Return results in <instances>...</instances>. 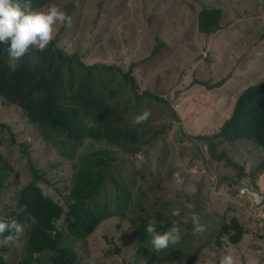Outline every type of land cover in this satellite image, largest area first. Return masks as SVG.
Here are the masks:
<instances>
[{
    "label": "rangeland",
    "instance_id": "1",
    "mask_svg": "<svg viewBox=\"0 0 264 264\" xmlns=\"http://www.w3.org/2000/svg\"><path fill=\"white\" fill-rule=\"evenodd\" d=\"M52 3L71 12V27L57 24L55 35L69 54L80 53L89 64H118L125 71L136 64L143 101L129 107L127 118L133 124L145 110L151 113L147 121L135 125L147 143L139 153L127 140L85 138L81 144L60 145L50 136L45 138L22 108L0 95L1 150L20 173L3 192L0 215L7 214L23 185L32 180L29 161L44 173L39 181L44 191L67 206L73 174L83 155L109 149L117 156L111 174L133 193L144 191L143 206L156 221L168 228L173 220L178 222L188 255L182 264L189 260L212 264L228 251L235 252L238 264H264V224L254 205L256 199L264 206V173L256 180L252 176L263 157L262 148L249 141L220 145L245 166L248 176L237 179L238 170L213 160L197 137L218 131L240 93L264 81V0H53L42 10ZM205 7L224 10L223 28L212 35L198 27V15ZM156 46L160 52L154 55ZM223 78H228L227 83L214 89L198 82ZM118 82L119 78L107 85ZM145 90L163 94L168 101L146 99ZM99 91L109 96L105 86ZM126 98V94L113 97L120 101L116 103L120 110ZM177 171L184 177V186L173 180ZM245 184L249 190L243 193ZM188 186L195 191H186ZM174 208L180 209L179 216H172ZM193 214L199 215L203 232H194ZM234 217L249 231L237 247L221 235V228ZM132 219L133 213L131 218L115 215L87 242L66 233L61 246L77 251L75 264H148L138 251L140 239L133 235ZM24 253L20 234L5 255L11 264H18ZM52 256H42L37 264H51Z\"/></svg>",
    "mask_w": 264,
    "mask_h": 264
},
{
    "label": "trees",
    "instance_id": "2",
    "mask_svg": "<svg viewBox=\"0 0 264 264\" xmlns=\"http://www.w3.org/2000/svg\"><path fill=\"white\" fill-rule=\"evenodd\" d=\"M51 1L31 0V6L33 10H40ZM220 15L217 9L203 10L199 21L201 31L207 35L215 34L221 27ZM7 47L0 44V95L22 107L28 119L37 124L44 134L76 144L82 143L84 134L92 135L91 138L96 141H101V137L107 138L108 142L135 141L133 144L137 147V153L147 143L141 133L138 141L134 127L125 122L124 114L128 111L124 108L120 110L113 99L99 91L100 86H105L109 95H125L116 84L107 85L119 77L136 90L135 79L130 73L116 67L112 78L101 82L97 80L95 71L107 75L113 68L85 64L79 59L80 54H69L58 39H54L43 52L30 49L17 61L10 59ZM226 81L227 78L214 83L198 82L214 89L224 86ZM157 101L164 99L158 98ZM174 114L181 120L177 111ZM88 122L94 126L87 127ZM158 134L152 135L151 140ZM197 137L205 142L210 155L216 160L227 162L233 159L226 149H220L224 141L254 142L264 152V83L253 85L239 95L232 114L218 132ZM116 160V154L109 149L102 150L101 154L91 151L83 155L82 167L72 183L71 199L67 206L44 191L39 185L43 177L41 170L29 161L33 178L23 185L15 205L8 208L6 214L8 219L31 226L26 242L32 257L27 255V250L18 264H37L42 256L48 254H53L51 264H75L77 251L61 246L66 233L87 242L106 220L115 215L131 218L132 213L133 235L140 239L138 251L147 258L148 264H182L187 260L185 244L181 239L159 253L152 249L146 226L154 218L143 206L146 194L142 189L137 194L133 193L116 173V177L111 174ZM232 166L238 169V176L248 175L243 165L235 162ZM263 171L264 154L252 174L258 175ZM19 175V171L0 151V199L5 188ZM156 222L158 231L163 232L168 228L166 223ZM248 232L247 225L238 217L232 218L221 228V235H226L227 242L235 247ZM0 264H11L2 249ZM185 264L197 263L189 260ZM212 264H218V260Z\"/></svg>",
    "mask_w": 264,
    "mask_h": 264
},
{
    "label": "clouds",
    "instance_id": "3",
    "mask_svg": "<svg viewBox=\"0 0 264 264\" xmlns=\"http://www.w3.org/2000/svg\"><path fill=\"white\" fill-rule=\"evenodd\" d=\"M220 8H218V7H205L204 9H202L200 11V13L198 15V27H199L200 31H201L200 25H199L200 14L205 9L220 10V12H221V15H220L221 27L216 31V33L223 28L224 10L222 8H221L222 9L221 10ZM70 15H71L70 11L66 12V11L62 10L55 3H52L49 6H47V8L45 10H42V9L33 10L32 6H31V0H0V44L8 45L7 52H8L10 59L13 61L20 60L22 57H24L30 51V49H33V48H35L38 51L43 52L54 39H57V38H55L56 25L57 24L66 25L68 27H71L72 17ZM201 32H203V31H201ZM203 33H205V32H203ZM159 52H160V46H156L154 51H153V54L157 55ZM78 54H80V53H78ZM79 59L82 60L87 65L99 64V65H105V66L113 68L112 71L110 72V74H107V75H104L101 72L95 71V75H96L97 80H99L101 82L108 81L110 78H112L116 67L120 68L125 73H130L135 79V83L137 85L136 90L133 89L131 84H127V83L121 81L120 77H119V82L116 84L118 86V88L121 89L124 92V94H126V97H127L125 99L126 102L122 108H124L128 111L130 106H132V105L139 106L141 104L143 99L140 97L141 87H140V84L138 82L137 76L134 73V68L136 66L135 63L132 64V66L129 68L128 71H125L122 68V66H120L118 64H106V63H99V62L94 63V64H89L83 59L81 54H80ZM227 81H228V78H227ZM227 81H226V83H227ZM260 83H264V81H261L259 83H255V84H251L250 86L245 88L241 93H243L249 87H251L253 85L260 84ZM144 94H145L146 99L157 101L158 98H163L164 101H161V102H167L168 101L167 100L168 98L165 97L163 94L155 93V92H152L150 90H145ZM115 96H119V95L116 93L109 95V96L107 95V97L110 99H113V97H115ZM8 102H10V101H8ZM115 102L118 103L120 101H115ZM10 103H12V102H10ZM12 104H15V103H12ZM15 105H17V104H15ZM17 106H19V105H17ZM180 106H181V104H177L178 108ZM20 108H22V107H20ZM23 111H24V109H23ZM150 114L151 113L149 111L145 110L144 112H142L141 114H139L135 117L133 124L128 120L127 114H124L125 122L134 127V129L136 131V135L138 137V141H139V132H138V129L135 125H138V124H141V123H144L145 121H147ZM223 124H222V126H223ZM86 126L91 128L94 125L92 122H88ZM218 131H215L213 133H208V134H214ZM43 135L45 138L49 137V135H46L44 133H43ZM91 137H92V135L84 134L83 140L85 138L92 139ZM50 138H51L50 141H55L57 144H60V145H64L66 143V142H64L65 139H63V138L52 137V136H50ZM101 138H102V140L97 141V142L107 141V138H104V137H101ZM156 138H154V139H156ZM92 140H94V139H92ZM94 141H96V140H94ZM134 142L135 141H132L131 143H134ZM73 144H76V143H73ZM222 144H220V145H222ZM220 149H222L221 146H220ZM102 150H104V149H102ZM102 150H95V151H97L99 154H101ZM0 151L6 158V155L1 150V146H0ZM208 152H209V150H208ZM209 155H210V153H209ZM211 158L215 161L222 162V160H216L212 156H211ZM235 162H237V161L232 159L230 161H227L226 163H228L229 165L230 164L234 165ZM237 163L240 164L239 162H237ZM240 165H242V164H240ZM81 167L82 166H81V161H80V163L77 165V169H76L75 174H73L72 183L75 180V177H76V175L79 172ZM233 167H235V166H233ZM246 172H247V170H246ZM41 173L43 176L42 179H44L45 175L42 171H41ZM263 173H264V171L259 173L258 175L252 174V176H254V180H256ZM245 176H248V175H244V176L240 177L237 174L236 178L237 179H243ZM173 180L179 186H184V184H185L184 177L181 175L180 171L173 173ZM244 187H246L247 190H249L247 184H245ZM185 190L188 192H194L195 188H194V186H188ZM20 191H19V193H20ZM19 193H18L16 199H18ZM243 193H246V192H243ZM248 193L251 194V192H249V191H248ZM254 205H255L256 209L258 210L259 215L261 217V220L264 224V208H263L264 206H260L261 202L259 200L257 201L256 199L254 200ZM171 214H172V216H179L180 215V209H178V208L172 209ZM191 221L193 224L194 232L199 233V232H203L205 230V226L200 222L199 215L193 214L191 216ZM227 222H229V221H227ZM156 224H157L156 220L152 219L151 221H149L148 225L146 226V232H147V234H149L151 236V245H152V249L155 252L159 253L160 251L168 248L170 244L175 245V244L179 243V241L181 239V233H180V228H179V224L177 221L173 220L171 222V227L167 228L163 232H160L157 230ZM30 228H31V226H29L27 223L20 224L15 219H8L6 215H3V216L0 215V249H2L3 251L6 252L9 245L16 239V237L19 236L20 234H22V238H23V240H25V253H24V255H26V251L28 250L27 255L31 256V254L29 252V244L26 242L27 233H28V230ZM38 262H39V260H38ZM218 264H238V259H237L235 252L234 251H228L226 254L221 255L219 260H218Z\"/></svg>",
    "mask_w": 264,
    "mask_h": 264
},
{
    "label": "water",
    "instance_id": "4",
    "mask_svg": "<svg viewBox=\"0 0 264 264\" xmlns=\"http://www.w3.org/2000/svg\"><path fill=\"white\" fill-rule=\"evenodd\" d=\"M247 191V188L246 187H244V189H243V192H246Z\"/></svg>",
    "mask_w": 264,
    "mask_h": 264
}]
</instances>
